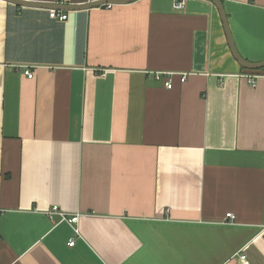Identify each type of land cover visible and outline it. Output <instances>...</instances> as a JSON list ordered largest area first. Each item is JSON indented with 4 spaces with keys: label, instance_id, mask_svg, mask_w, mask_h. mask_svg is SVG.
<instances>
[{
    "label": "crops",
    "instance_id": "crops-1",
    "mask_svg": "<svg viewBox=\"0 0 264 264\" xmlns=\"http://www.w3.org/2000/svg\"><path fill=\"white\" fill-rule=\"evenodd\" d=\"M176 1L0 0V264H264V68ZM221 1L264 60V0Z\"/></svg>",
    "mask_w": 264,
    "mask_h": 264
},
{
    "label": "water",
    "instance_id": "water-1",
    "mask_svg": "<svg viewBox=\"0 0 264 264\" xmlns=\"http://www.w3.org/2000/svg\"><path fill=\"white\" fill-rule=\"evenodd\" d=\"M6 2H10L16 5L22 6H31V7H44L50 9H61V10H77V9H88L91 7L101 6L104 3H111V4H125L134 2L136 0H91L86 1L78 4H71V3H54V2H40L36 0H4ZM216 7L219 12V16L222 22V26L226 35L227 43L230 49V52L233 58L237 61V63L247 69V70H260L264 68V60L261 61H249L243 58L234 43L233 37L231 35L229 24L227 20V15L221 0H210Z\"/></svg>",
    "mask_w": 264,
    "mask_h": 264
},
{
    "label": "built area",
    "instance_id": "built-area-1",
    "mask_svg": "<svg viewBox=\"0 0 264 264\" xmlns=\"http://www.w3.org/2000/svg\"><path fill=\"white\" fill-rule=\"evenodd\" d=\"M113 4L111 3H104L102 4L101 6H104V7H111ZM173 6L177 9L179 8H182L184 6V1L182 0H178L176 1ZM49 16L51 18H54L56 20H59V21H63V20H66L67 18V13L65 10H61V9H50L49 10ZM27 77L31 78L33 76L32 72L30 71V69H26L25 72ZM173 74L171 72H156L154 74L155 78L156 79H163L164 81V85L167 87V88H171L172 86V82H171V79L170 77L172 76ZM185 77H186V73L180 75V81H184L185 80ZM257 77V75L255 74H251V75H248V81L251 83V84H255L256 81H255V78ZM1 211V210H0ZM47 214L49 215L50 218H52L54 215H59L61 217L62 220L64 221H67L69 224H73L75 223L77 220H78V215H72V216H67L65 215L63 212H61L57 206H52L48 211H47ZM227 218L229 219H233L234 218V215L232 213H227L226 214ZM75 234H77V230L75 229ZM75 242V239L72 238L71 240H69L68 242V245L69 246H72ZM239 259L240 261L242 262H245L246 260V256L244 254H241L239 256Z\"/></svg>",
    "mask_w": 264,
    "mask_h": 264
},
{
    "label": "trees",
    "instance_id": "trees-1",
    "mask_svg": "<svg viewBox=\"0 0 264 264\" xmlns=\"http://www.w3.org/2000/svg\"><path fill=\"white\" fill-rule=\"evenodd\" d=\"M251 71H259V70H251Z\"/></svg>",
    "mask_w": 264,
    "mask_h": 264
}]
</instances>
